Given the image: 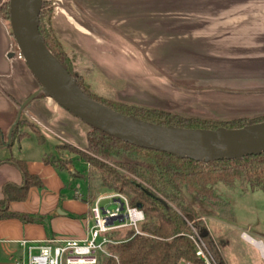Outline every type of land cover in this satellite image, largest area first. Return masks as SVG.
Instances as JSON below:
<instances>
[{
	"label": "crops",
	"instance_id": "0c3cea01",
	"mask_svg": "<svg viewBox=\"0 0 264 264\" xmlns=\"http://www.w3.org/2000/svg\"><path fill=\"white\" fill-rule=\"evenodd\" d=\"M54 5L56 35L115 90L114 98L193 108L215 118L264 114V0H54ZM14 50L10 27L0 18V202L5 186L24 185L16 162L40 183L24 201H4L8 212L36 221H0V264H13L21 241L83 240L90 225L86 197L65 195L60 169L46 163L55 155L44 149L43 134L65 156L69 148L84 152L89 127L38 96L40 86ZM18 119L34 131L12 140Z\"/></svg>",
	"mask_w": 264,
	"mask_h": 264
},
{
	"label": "trees",
	"instance_id": "16d2710c",
	"mask_svg": "<svg viewBox=\"0 0 264 264\" xmlns=\"http://www.w3.org/2000/svg\"><path fill=\"white\" fill-rule=\"evenodd\" d=\"M48 1L51 0H42L38 16V32L44 41V45L64 67L69 76L76 80L80 90L95 102L119 114L133 116L144 122L192 130H216L218 128L234 130L264 122V116L255 118L257 120H248L247 116L234 117L228 122L221 123L198 118L181 119L172 117L158 109L142 105L109 102L100 96H93L92 92L81 83L80 76L74 71L70 57L54 35L51 24H49L51 16L48 18L47 24L44 21ZM7 14L8 5L6 4V18ZM38 96H43V94L40 93ZM18 125L17 123L12 129V140H19L27 135L15 134ZM30 131H34L33 128ZM36 136H38L37 133ZM87 144L90 151L101 157L114 155L115 151H121L126 147L135 153L144 155L146 160L145 165L142 166L139 164L126 166V171L139 180L133 181L106 167L97 156H87L84 152L72 149L89 167V175L98 177L101 188L107 192L123 195L127 198L129 206L139 207L138 209L142 211L144 216L143 222L138 226L142 235L133 236V231L130 229L124 231L122 238H119V232L108 234L110 239L118 240L119 243L104 246L103 250L96 256V264L194 263L197 247L191 238L195 233L209 248L216 262L223 264L206 228L205 217H197L195 207L186 203L181 193L184 192L192 197L193 204L200 202L213 208L217 212L219 220L231 221L230 205L226 199L218 195L217 188L219 186L232 189L237 184L242 192L257 190L264 192V153L237 160H223L205 164L138 148L92 128H89L87 134ZM45 161L47 164L55 166V163L49 158H46ZM16 165L22 171L25 182L21 187L7 185L3 188L4 201L8 203L24 201L28 190L33 186L39 187L40 185L37 178L26 174L22 162H16ZM89 188L90 184L88 183V193ZM160 196L173 207L160 200ZM4 201L0 202V206H3L0 207V221L16 219L23 224L35 223L36 220L31 216L8 212ZM93 201L94 199L88 197L87 194L84 202L90 206Z\"/></svg>",
	"mask_w": 264,
	"mask_h": 264
},
{
	"label": "water",
	"instance_id": "95a60500",
	"mask_svg": "<svg viewBox=\"0 0 264 264\" xmlns=\"http://www.w3.org/2000/svg\"><path fill=\"white\" fill-rule=\"evenodd\" d=\"M41 4L42 0H8L11 36L23 62L40 86L39 93L71 116L121 142L178 159L206 164L264 153V122L234 130L161 126L124 116L90 99L46 49L38 32Z\"/></svg>",
	"mask_w": 264,
	"mask_h": 264
},
{
	"label": "rangeland",
	"instance_id": "374dc122",
	"mask_svg": "<svg viewBox=\"0 0 264 264\" xmlns=\"http://www.w3.org/2000/svg\"><path fill=\"white\" fill-rule=\"evenodd\" d=\"M6 4L8 5V0H0V18L4 20V23L7 26H9L8 14L7 18L5 15ZM55 8L56 7L54 5V0L48 1L44 21L47 24L48 18L51 16V21L49 22V24H51L52 31L56 38L63 45L65 51L70 57L74 71L77 72V74L80 76L81 83H83V85L90 92H92L91 94L93 96H100L103 98V100L109 102L132 104L114 98L115 90L109 87L107 83H104V80L100 75H98L97 72H95L94 74L93 69L77 54L68 49L64 45V43L59 39L52 25ZM92 83L94 84L95 88H93ZM117 86L119 89L120 87H122V84L118 82ZM145 107L158 109L169 114L172 117L181 119L198 118L216 121L219 123L228 122L231 120V118H215L201 110L193 108L170 110L149 106ZM246 116L248 120H257L255 118L264 116V114ZM18 124L19 125L15 129L16 135H25L32 129V125L26 122L25 120H18ZM43 134L46 143L44 149L51 150V152H53L55 155L49 157V160L54 162V165L60 169L59 172L60 176L63 178L62 181H64L65 185L67 186V189L64 190L65 195H69L70 197H72L73 194L76 193L81 199H84L88 194V197H91L94 200L98 196H108L112 194L118 195V193L115 192H107L99 186L100 182L98 177H93L89 175V167L81 159V157H79V155L73 152L72 149L75 148L67 149L68 151L65 153V156L62 152L57 155L55 153L54 147L52 146L54 144L53 142L55 139H53L48 133L44 131ZM11 137L12 136L10 134V139ZM31 140L33 141V137L31 138ZM26 144L27 143L23 142L22 147L23 150L28 153L29 146ZM50 145L52 146V148L49 147ZM76 150L81 151L79 149ZM84 153L87 156H97L100 162H102L106 167L133 181H137L138 179L134 177L131 173L126 171V166H132L134 164H139L142 166L146 163L144 155L140 153H135L133 150L126 147H124L121 151H115L114 155L101 157L99 155H95L93 151H90V149L88 148V144H86ZM70 163L72 164V167L67 168V165H69ZM66 170L69 174L66 172ZM88 183L90 184L89 193L87 192ZM217 193L220 197L228 201L232 212L231 221L219 220L217 212L206 204H201L200 202L197 204H193L192 197L186 195L184 192L181 193V196L184 197L186 203L191 204L195 207L197 217H205L204 221H206V228L209 232L212 241L215 244V247L218 251L219 256L221 257V260L223 261V264H264L262 263L261 258L257 253L258 250L256 249V251L254 249L255 247L253 248V246L249 245L246 241L241 238L242 234H246L253 241L261 243L262 247H264V192L260 190L254 192H242L240 186L236 184L232 189H226L225 187L219 186L217 188ZM159 198L160 200L164 201L168 206L173 207V205L170 204L166 199L162 198L161 196ZM189 218L191 219V217ZM124 233L125 232L119 233V238H122ZM193 237L199 239L200 243L203 245L205 252L207 254H210L215 260L209 248L203 243L197 233H195ZM190 264L200 263L196 261Z\"/></svg>",
	"mask_w": 264,
	"mask_h": 264
},
{
	"label": "built area",
	"instance_id": "2783aa9c",
	"mask_svg": "<svg viewBox=\"0 0 264 264\" xmlns=\"http://www.w3.org/2000/svg\"><path fill=\"white\" fill-rule=\"evenodd\" d=\"M12 55L18 60L22 56L16 45ZM35 122V120H33ZM143 186V185H142ZM144 216L140 209L130 207L123 195L98 196L88 209L89 227L83 240L47 239L43 242H19L21 255L13 264H96V256L104 246L117 244L108 234L132 230L133 236L142 235L138 226ZM246 234H242L244 241ZM197 247L194 262L200 264H217L210 254H207L198 238H191ZM247 242V241H246ZM264 263V254H259Z\"/></svg>",
	"mask_w": 264,
	"mask_h": 264
},
{
	"label": "bare ground",
	"instance_id": "6f19581e",
	"mask_svg": "<svg viewBox=\"0 0 264 264\" xmlns=\"http://www.w3.org/2000/svg\"><path fill=\"white\" fill-rule=\"evenodd\" d=\"M245 240L249 242L254 247H257L260 249L261 254H264V247H262L261 243L253 241L249 236H244Z\"/></svg>",
	"mask_w": 264,
	"mask_h": 264
}]
</instances>
